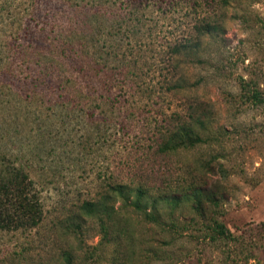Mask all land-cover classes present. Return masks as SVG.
<instances>
[{
    "label": "rangeland",
    "instance_id": "obj_1",
    "mask_svg": "<svg viewBox=\"0 0 264 264\" xmlns=\"http://www.w3.org/2000/svg\"><path fill=\"white\" fill-rule=\"evenodd\" d=\"M134 1L141 9L140 28L133 42L121 36L114 44L124 55L121 72L110 68V60L107 69L75 51L55 54L57 33L91 10L64 0H35L21 34L28 62L2 71L0 81L23 94L49 88L57 96L58 83L44 79L48 65L37 62L53 52L63 75L75 80L65 84L68 92L89 91L110 103L85 99V111L77 109L62 127L58 121L51 140L26 143L32 152L24 164L42 220L28 230H0V264H67L65 253L71 264H264V105L242 102L239 86L249 81L264 95V0H230L208 10L222 15L223 29L203 39L206 64L169 49L182 36H195L201 7L190 9L185 0L146 7ZM172 85L183 86L168 91ZM183 121L205 143L160 153L159 144ZM2 144L11 148L7 138H0ZM107 182L146 187L155 198L191 186L217 189L222 198L216 212L205 209L207 224L216 218L241 240L203 239L206 227L184 199L157 207L161 219L178 229H160L117 202L102 232L79 206Z\"/></svg>",
    "mask_w": 264,
    "mask_h": 264
},
{
    "label": "trees",
    "instance_id": "obj_2",
    "mask_svg": "<svg viewBox=\"0 0 264 264\" xmlns=\"http://www.w3.org/2000/svg\"><path fill=\"white\" fill-rule=\"evenodd\" d=\"M64 1L71 7L89 8L91 13L84 14L81 18L74 20L66 30L57 33L58 45L57 48L54 47L55 54L57 52L61 54V51L63 54L75 51L81 56L88 57L97 66L123 72L124 55L120 54L117 44H114L121 36H126L128 42H133L132 39L140 28L141 9L135 6V1ZM151 2L162 5L166 3V0H143L144 7L150 5ZM229 3L230 0H185V4L190 9L201 7L202 16L197 17L193 25L195 36H182L170 46L171 52L177 54L184 51L185 56L193 58L197 63H208L209 53L207 48L202 46L203 39L214 38L223 29L222 15H217L212 10L208 13V10L213 9L215 4L218 7H225ZM34 5L35 0H0V74L7 70V73H11L16 67H21L28 62L29 58L25 54L21 34L25 23L33 13ZM108 41L109 45L106 46ZM130 47L133 48V44H130ZM108 60L112 61L110 68ZM37 62L48 65L43 69L44 79L52 84L58 83L56 85V90H59L57 96L52 97L51 92L47 90L49 88H46L47 91L40 90L23 94L0 81V138H7L11 147L7 148L4 144L0 146L1 231L32 229L37 227L42 220V207L35 191V182L31 179L28 166L24 164L25 154L32 152L31 148L27 150L30 146L27 145L30 139L51 140L52 129L58 121L59 127H62L77 109L80 112L85 111L88 105L84 102L85 99L99 101L98 106L101 103L103 105L110 103L106 97L89 91L76 90L74 94L68 92L65 84L75 80L70 75H63V64L53 52L39 56ZM216 70L219 71L217 66ZM182 86L172 85L167 89L171 91L182 88ZM239 86L242 102H250L253 107L264 105L263 93L251 87L249 81H241ZM59 108L60 118L55 117L56 112H54V109ZM113 110L111 108V112ZM205 141L198 132L194 131L192 124L183 121L167 134L159 144L158 151L160 153L175 152L205 143ZM15 149L17 151L13 152ZM219 194L217 189L191 186L171 193L162 191L155 198L146 187L107 182L95 198L83 201L79 209L82 214L95 219L102 232L107 229V221L115 212L117 202H120L124 208L141 215L144 221L160 229L172 230L178 228L174 223L168 224L161 219L157 210L158 204L163 202L170 206H177L180 200L184 199L190 203V208L199 218V223L206 227L202 234L203 239L214 244L237 242L241 238L233 235L220 220L212 217L207 224L205 209L211 208L212 213L217 211L218 203L222 198ZM64 259L67 264H71L70 254L65 253Z\"/></svg>",
    "mask_w": 264,
    "mask_h": 264
}]
</instances>
